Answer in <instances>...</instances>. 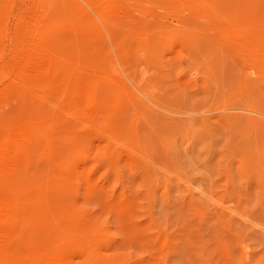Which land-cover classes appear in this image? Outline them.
Instances as JSON below:
<instances>
[{
  "label": "rangeland",
  "instance_id": "374dc122",
  "mask_svg": "<svg viewBox=\"0 0 264 264\" xmlns=\"http://www.w3.org/2000/svg\"><path fill=\"white\" fill-rule=\"evenodd\" d=\"M22 1L82 19L58 48L97 111L9 181L33 198L23 242L78 247L73 264H264V0Z\"/></svg>",
  "mask_w": 264,
  "mask_h": 264
},
{
  "label": "bare ground",
  "instance_id": "6f19581e",
  "mask_svg": "<svg viewBox=\"0 0 264 264\" xmlns=\"http://www.w3.org/2000/svg\"><path fill=\"white\" fill-rule=\"evenodd\" d=\"M14 2L0 0V264H73L78 247L70 249V244L60 246L45 240L23 242L20 220L24 207L33 198L9 188L8 183L22 175L31 160L43 151L40 149L49 130L62 127L63 132L72 133L79 140L89 137L93 126L89 119L96 111L90 101L94 85L92 73L84 65H75L58 48L70 37L86 35V30L81 29V18L57 26V20L45 15L47 1L34 8L22 0L7 30ZM243 42L245 46L249 43ZM250 47L264 49L259 45ZM44 103L52 105V112L45 107L47 113H43ZM87 179L83 181L85 187ZM46 182L54 184L53 176Z\"/></svg>",
  "mask_w": 264,
  "mask_h": 264
}]
</instances>
